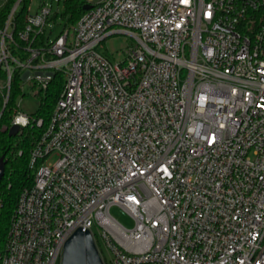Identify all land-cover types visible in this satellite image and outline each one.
Segmentation results:
<instances>
[{
	"label": "built area",
	"instance_id": "2783aa9c",
	"mask_svg": "<svg viewBox=\"0 0 264 264\" xmlns=\"http://www.w3.org/2000/svg\"><path fill=\"white\" fill-rule=\"evenodd\" d=\"M23 1L0 22L4 103L17 73L23 95L64 82L0 264L60 263L78 229L104 264H264V0H87L73 41L30 0L20 45ZM118 33L136 44L114 63L98 46ZM33 123L17 100L3 129Z\"/></svg>",
	"mask_w": 264,
	"mask_h": 264
},
{
	"label": "trees",
	"instance_id": "16d2710c",
	"mask_svg": "<svg viewBox=\"0 0 264 264\" xmlns=\"http://www.w3.org/2000/svg\"><path fill=\"white\" fill-rule=\"evenodd\" d=\"M14 2L15 0H11L1 11V23L10 13ZM29 2L30 0H24L14 14V37L17 41H19L18 31L23 29L26 24L25 17ZM61 3L62 11L54 14L50 22L56 24L60 18L61 29L63 30V28H68L78 22L85 14L84 7L88 5V2L87 0H62ZM43 38L44 36H41V39ZM19 44L22 45L20 41ZM63 82V75L58 73L47 91L37 92L39 105L32 116L35 119L42 118L43 125L37 126L36 123H33L16 136H9V132L3 127L10 125L16 102L23 95L19 74L17 73L13 78L6 104L4 103V91H0V160L3 159L5 162L4 173L0 182V249L4 247L6 242L20 194L34 183L35 169L30 168L32 150L50 121Z\"/></svg>",
	"mask_w": 264,
	"mask_h": 264
},
{
	"label": "rangeland",
	"instance_id": "374dc122",
	"mask_svg": "<svg viewBox=\"0 0 264 264\" xmlns=\"http://www.w3.org/2000/svg\"><path fill=\"white\" fill-rule=\"evenodd\" d=\"M48 3L51 4V11L52 14H54L57 11H62V3H57V0H45ZM62 1V0H61ZM95 2H98L100 0H94ZM41 0H32L30 4V12L35 13L38 9V6L40 4ZM61 19L58 18V21L56 24H54V31L52 33V37L59 34V32L62 30V26L60 25ZM70 30V41L74 40L75 31H74V25L68 27ZM11 31V29H10ZM48 32V30H47ZM136 44V40L133 36L129 34H123L118 33L114 34L112 36H109L107 39H105L102 43L99 44L98 50L107 56L109 59H111L114 63H121L125 60V52L127 49H129L131 46H134ZM34 83L30 82L28 86L24 87V95L21 96L18 99V106L19 109L29 115H32L38 108L39 105V99L37 96L38 89L33 88ZM110 214L119 221L122 225H124L128 229H132L134 227V221L130 217L128 213H126L123 209H121L118 206H112L110 208ZM93 232L97 235V244L99 246V249L102 252L103 258L109 262V255L107 253V250L104 246V242L100 235V229L97 227L93 228ZM60 264V263H57ZM110 264V262H109Z\"/></svg>",
	"mask_w": 264,
	"mask_h": 264
},
{
	"label": "water",
	"instance_id": "95a60500",
	"mask_svg": "<svg viewBox=\"0 0 264 264\" xmlns=\"http://www.w3.org/2000/svg\"><path fill=\"white\" fill-rule=\"evenodd\" d=\"M91 8L86 5L85 10ZM19 126L9 130V136H16ZM4 160H0V182L4 173ZM60 264H104L93 237L89 231L76 230L64 243Z\"/></svg>",
	"mask_w": 264,
	"mask_h": 264
}]
</instances>
